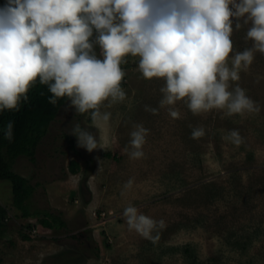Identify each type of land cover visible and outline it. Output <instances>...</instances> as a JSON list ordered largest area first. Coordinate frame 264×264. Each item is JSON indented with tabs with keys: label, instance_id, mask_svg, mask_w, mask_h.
Here are the masks:
<instances>
[{
	"label": "rangeland",
	"instance_id": "obj_1",
	"mask_svg": "<svg viewBox=\"0 0 264 264\" xmlns=\"http://www.w3.org/2000/svg\"><path fill=\"white\" fill-rule=\"evenodd\" d=\"M247 28L234 30L230 57L252 46ZM137 65L130 56L121 65L126 96L101 106L107 121H94L91 110L80 114L67 101L42 138L36 163L15 159L12 171L36 187L30 201L18 207V187L0 180V206L7 210L0 264H264V54L255 52L240 80L230 82L260 112L232 116L216 109L193 115L178 101L170 106L178 112L173 118L159 103L164 80L144 79ZM137 124L147 134L143 157L133 159L130 133ZM77 125L93 136L95 149L79 145ZM199 127L205 135L192 139ZM233 130L239 145L226 139ZM70 160L79 163L76 173ZM128 206L164 222L153 231L156 242L129 230ZM45 211L67 227H43L38 219Z\"/></svg>",
	"mask_w": 264,
	"mask_h": 264
},
{
	"label": "clouds",
	"instance_id": "obj_2",
	"mask_svg": "<svg viewBox=\"0 0 264 264\" xmlns=\"http://www.w3.org/2000/svg\"><path fill=\"white\" fill-rule=\"evenodd\" d=\"M245 25L252 46L230 57L231 36ZM255 52L264 54V0H6L0 6V112L18 111L38 80L52 94L49 103L67 98L78 113L91 110L94 121H107L110 113L102 114L100 108L125 99L121 65L130 56L138 58L144 79L164 80L159 103L169 106L173 118L178 112L170 106L178 101L193 115L213 109L226 110L227 116L259 113L243 88L230 90V82L240 80ZM12 130L9 121V141ZM74 134L80 146L96 148L93 136L78 125ZM146 134L143 125L134 126L131 158L143 157ZM204 135L202 127L194 128L191 138ZM226 139L242 142L236 130ZM123 215L129 230L153 242L159 238L153 231L165 227L134 206Z\"/></svg>",
	"mask_w": 264,
	"mask_h": 264
},
{
	"label": "trees",
	"instance_id": "obj_3",
	"mask_svg": "<svg viewBox=\"0 0 264 264\" xmlns=\"http://www.w3.org/2000/svg\"><path fill=\"white\" fill-rule=\"evenodd\" d=\"M5 2L6 0H0V6ZM27 95L28 101H22L18 111L4 110L0 112V180H8L16 188L18 187L17 190L13 189L18 207L24 202L30 201V197H32L36 187L26 178L13 172L12 163L19 156L27 157L33 165L36 163V150L42 138L46 135L51 122L68 101L67 98H61L55 105L49 103V97L52 94L48 91L47 86L41 85L38 80ZM9 121L13 122V139L11 141L5 138L6 125ZM65 136L72 140L70 143L71 149H73V138L69 135ZM74 151L77 152L75 148ZM68 166L72 173H76L79 163L75 160H70ZM29 212H26L28 216L31 214ZM47 212L45 211L43 217L38 219V222L43 227L54 230L67 227L65 221L60 220V222L54 219L57 217L55 213ZM6 214L7 210L0 206V238L6 229ZM22 238L26 240L29 239V236L23 234Z\"/></svg>",
	"mask_w": 264,
	"mask_h": 264
},
{
	"label": "crops",
	"instance_id": "obj_4",
	"mask_svg": "<svg viewBox=\"0 0 264 264\" xmlns=\"http://www.w3.org/2000/svg\"><path fill=\"white\" fill-rule=\"evenodd\" d=\"M46 228V227H45Z\"/></svg>",
	"mask_w": 264,
	"mask_h": 264
}]
</instances>
